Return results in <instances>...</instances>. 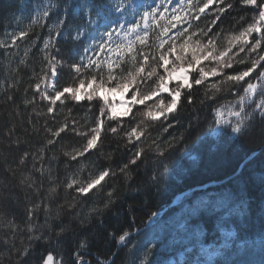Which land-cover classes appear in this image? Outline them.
Instances as JSON below:
<instances>
[{
  "label": "trees",
  "instance_id": "trees-1",
  "mask_svg": "<svg viewBox=\"0 0 264 264\" xmlns=\"http://www.w3.org/2000/svg\"><path fill=\"white\" fill-rule=\"evenodd\" d=\"M161 2L122 0L123 11H116L115 5L121 0H0V42L5 45L0 46V264H37L48 251L54 256V264H60L61 260L63 264H74L72 253L82 241L86 247L80 251L92 264L107 263L112 258L109 264H144L145 261L146 264H264V149L227 182L189 191L169 208L180 193L229 177L248 155L264 145V137L254 132L234 134L231 128L235 125V116L228 120L217 115V109L221 111L233 104H237V111L240 110L245 83H224L213 97L208 85L220 83L222 77L210 76L205 84L193 87L191 104L184 98L185 91L177 111L158 121H149L139 115L137 109L143 110V106L136 105L132 109L135 115L132 124L143 119L148 125L146 136L135 144L125 143L107 132L109 124L115 126L116 122H106L102 146L79 158V163L71 161L65 152L73 147L80 148L86 143V136L68 132L63 133V138L55 145L46 144L51 138L46 129L55 130L66 119L77 122L78 132H89L95 126L103 103L84 99L80 102L69 100L61 105L57 101L55 113H48L49 102L41 99L46 85L41 84L39 92L35 88L49 71L47 60L55 56L64 61L63 67H57V87H60L73 82L76 74L69 65L81 58L99 56L115 60L117 56L108 49L117 44L126 48L129 41H135L137 49L142 48L136 39L137 32H148V42L153 45L150 51L155 53L158 37L171 42L180 31L188 29L184 20L172 21L176 27H171L168 21L172 14L182 16L184 12L196 11L187 7L188 2L179 12L165 11ZM232 3L233 8L221 16L209 33L210 36L220 34L217 46L221 48L226 46V36L239 32L255 14L237 0ZM48 4L55 5L49 17L34 25L28 37L18 40L16 46H7L12 34L27 28L30 21L37 18L38 10ZM157 8L155 19L150 18L149 27L145 29L143 14ZM90 9L98 10L99 17L95 11L89 15ZM216 14V5L210 6L193 27L199 24L204 28ZM161 15L163 20H159ZM58 20H64L59 29L61 35L53 40L54 47L46 50V59L43 42L50 30L55 36ZM133 24L140 27L125 36ZM161 25L170 28L167 35L163 34ZM77 29L83 35L72 39ZM112 29L119 35L108 44L103 33ZM102 40L104 53L97 51ZM201 66L208 70L215 65L202 61ZM244 67L246 65L235 64L227 71L231 73ZM189 73L191 82L192 69ZM254 77L255 73L247 79L257 83ZM169 86L174 87L175 82ZM95 87L91 85L88 91ZM47 91L52 94L53 89L47 87ZM259 91L251 101L244 103L245 111L254 113L255 123L261 120L258 110L254 112L255 103L262 98ZM131 95L129 89V98ZM161 98L165 103L170 99L162 93L148 103L155 104ZM29 100L34 102L26 103ZM119 117L125 121L127 129V121L132 117ZM221 120L231 123H220ZM138 148H142L144 154L136 165H129L126 178L118 168L128 163ZM24 152L29 158L21 164ZM108 166L117 171V175L106 178L103 187L93 190L87 197L78 198L76 206L69 209L75 193L66 189V183L73 178L87 180ZM23 177H31L34 185L20 184ZM52 187L56 188L54 193L49 191ZM109 192H112L110 203ZM30 208H35L31 217L27 214ZM164 209L167 210L159 215L160 224L146 225L152 213ZM82 219L86 221L83 225L80 224ZM59 225H66V228L57 243L55 234L60 231ZM134 230L140 231L126 237V246L118 245L120 235ZM49 234V242L43 238L31 239ZM26 247L31 249L30 255L18 257V251Z\"/></svg>",
  "mask_w": 264,
  "mask_h": 264
},
{
  "label": "snow or ice",
  "instance_id": "snow-or-ice-1",
  "mask_svg": "<svg viewBox=\"0 0 264 264\" xmlns=\"http://www.w3.org/2000/svg\"><path fill=\"white\" fill-rule=\"evenodd\" d=\"M237 3L241 6L252 10L255 14L239 32L231 33L226 36V46L218 47L217 40L219 39V33H213V28L217 22L220 21L221 16L228 10L233 8L232 0H188L187 7L189 9L195 8L196 11L184 12L183 15L173 14L168 24L171 27H176L172 21L180 22L184 20L188 23V29H193L191 32L188 29H184L177 34V38L169 41H165L159 38V44L156 46L157 51L153 53L150 49L153 45L149 44V34L147 31L143 34L137 32L136 39L142 48L137 49L134 47L135 41H129L127 47L117 44L115 48H109L117 56V59L112 60L108 57L101 59L99 56L96 58L86 57L81 58V61L75 62L69 65V67L76 74L73 78V82L67 86L57 87L56 77L58 76L57 67H63L64 61L52 56L48 59L49 71L40 78V82L35 84L36 90L39 92L41 84H45V90L42 92L41 99L49 102L47 112L55 113L57 101L61 105L66 104L69 100L80 102L86 99L89 102L93 100L103 101L99 108L98 116L95 120V126L89 129V132H78L76 128L77 122L75 120L68 121L67 119L62 122L55 130L47 128L46 131L50 133L51 138L46 140L47 145H55L58 139H62L63 133L76 132L77 135L86 136V143L80 148L73 147L71 151L65 152V155L69 157L71 161L79 163V158L85 157L87 153L91 151H98L102 146V133L105 132L106 122L115 121V126L109 124L107 132L124 140L125 143H132L141 141L142 137L146 136L148 131V125L142 119L135 125L132 124V120L135 119V115L132 113L133 107L136 105L143 106V110L137 109V113L143 117H146L149 121H158L161 117L167 119L168 114L175 113L178 105L181 102L182 94L186 91L187 95L184 97L189 104L193 102L191 95L192 89L195 86L205 84L208 78L220 76L222 80L220 83H211L208 85L213 90V97L216 92L221 91V85L231 82L233 84L245 83L244 88L245 96L240 97L241 107L239 111L231 112L230 115L236 117L235 125L231 128L234 134H242L254 132L261 137H264V84L249 82L247 78L252 77L255 73L254 79L257 82L264 81V0H237ZM216 5L217 14L210 24L204 28H200L198 22L201 20L202 14L210 6ZM54 4H48L42 6L37 12V18L30 21L27 28L20 29L11 36L10 44L7 46H16L17 41L28 37L29 31L32 27L38 23H42L47 17H49ZM107 7V6H104ZM125 6L122 3L115 5L116 11H123ZM95 11L96 16L99 17L100 12L96 9H90L89 15ZM159 9H154L152 12H145L142 16V20L145 21L144 27L147 29L149 26L147 20L149 18L155 19V12ZM167 11V9H165ZM191 16V19H189ZM164 16L161 15L159 20H163ZM243 19V18H242ZM159 20L156 23L159 25ZM64 25V20H58L56 23L55 36L52 35V31H49V36L43 42V50L45 51V58L48 57V50L50 47H54L53 40L55 37H59L61 32L59 29ZM123 27V25H118ZM140 27L139 24H133V27L125 32V36H128L131 32H136ZM163 34L167 35L170 28L161 25ZM71 35V33H69ZM83 33L77 29L76 36L72 39H79ZM115 29L105 31L103 37H106L107 43L113 42L114 36H118ZM196 37V39H193ZM207 37V40H204ZM180 40V43H177ZM105 42L102 40L101 44L97 46V51L100 53L105 52ZM167 48L165 49V45ZM0 46H5L3 42H0ZM87 51V49H85ZM241 53L244 55L241 56ZM127 58V59H125ZM84 59L87 60L84 63ZM202 61H209L215 66L206 70L204 66H201ZM169 64L172 66L169 67ZM235 64L246 65L242 70L228 72V69H233ZM127 65V66H126ZM163 70L162 72L160 70ZM188 69H192L191 82L189 80ZM259 70V71H258ZM178 71H183V76H177ZM175 80V86L170 87L169 82ZM91 87L95 84L96 87L91 91H85L84 95L80 94L81 89L85 85ZM47 87L53 89L52 94H49ZM259 87V94L262 97L258 103H255L254 112L258 110L261 120L258 123L254 122V113L245 111V101H251L253 97L257 95ZM132 90L131 99L121 101V107H126L127 112L123 113L124 116H131L132 119L127 121L129 127L124 128L125 121L117 115V107L109 100L107 95L102 94L106 90L116 91L120 90L124 92ZM142 89H148L143 91ZM162 93L167 94L170 99L165 103L164 99H159L155 104H149V101L155 100L160 97ZM67 94V95H66ZM34 100L26 101V103H33ZM217 115L222 116L220 109H217ZM55 119V116L52 117ZM220 123H231V121H219ZM143 125V127H142ZM166 130V129H165ZM123 132V136L120 133ZM119 147V145H117ZM144 154L142 148H138L133 154V157L128 163L123 164L118 168V172L128 177L129 165H136L137 161L141 159ZM160 155L164 153L161 151ZM29 158V154L24 152L20 158V163L25 164ZM110 158V154H109ZM35 159V157H33ZM35 167V165H33ZM43 172V168L40 169ZM16 173L13 172V176ZM117 175V171L113 170L111 166L98 170L95 174L89 176L87 180H80L73 178L66 183V189L74 191L75 195L72 197L73 202L68 204V208H74L76 206L75 201L80 197H87L93 190H99L103 187L102 182L106 178H114ZM35 181L31 177H23L20 180V184L32 187ZM51 193L56 191L55 187L50 188ZM112 192L108 193L109 203L111 202ZM108 205L106 204L105 207ZM96 212L97 209H92ZM195 212V209H193ZM27 214L31 217L35 214V208L27 210ZM86 221L80 220V224L83 225ZM47 223V217H46ZM161 223V219L158 213H152L147 224L157 225ZM60 231L55 235L57 237V243L60 242V237L64 233L66 225H59ZM130 233L125 232L118 237V245L126 246V237H129ZM44 239L49 242L51 234L48 236L40 237L34 236L31 239L40 240ZM86 247L85 242H81L78 245V250L72 253L74 258V264H90L85 260L82 254V249ZM31 253L30 248H24L22 251H18V257H27ZM37 264H54V256L51 251H48L42 256ZM60 264H63L61 260ZM146 264V261L144 262Z\"/></svg>",
  "mask_w": 264,
  "mask_h": 264
},
{
  "label": "rangeland",
  "instance_id": "rangeland-1",
  "mask_svg": "<svg viewBox=\"0 0 264 264\" xmlns=\"http://www.w3.org/2000/svg\"><path fill=\"white\" fill-rule=\"evenodd\" d=\"M151 1H153V0H151ZM187 2H188V0H162L161 4L164 6V9H167L170 12H175V11L179 12L186 5ZM176 15H178V14H176ZM172 16H173V14H172ZM149 22H150V18L147 20V24ZM174 22H176V21H174ZM171 66L172 65L169 64V67H171ZM187 71L189 73L190 69H188ZM184 74L185 73L183 71H178L177 76H183ZM189 80H190V75H189ZM171 82H169V84ZM173 82L176 83L175 80H173ZM257 83L264 84V81H260ZM88 89H89V87L87 85H85V87L83 89H81L80 94L84 95L85 91H88ZM258 90H259V87H258ZM102 94L107 95L109 100L117 107V115L118 116H124L123 113L127 112L128 109L126 107H121L120 105H121L122 100L127 101V100L131 99L128 96V91H126L122 94L120 92V90H116L114 92L110 91V90H106ZM234 111H237V104H233V105L221 110V113L223 115L219 116V117L231 120L233 115H230V113L234 112Z\"/></svg>",
  "mask_w": 264,
  "mask_h": 264
},
{
  "label": "water",
  "instance_id": "water-1",
  "mask_svg": "<svg viewBox=\"0 0 264 264\" xmlns=\"http://www.w3.org/2000/svg\"><path fill=\"white\" fill-rule=\"evenodd\" d=\"M262 149H264V145H262L261 147L255 149L250 155H248V156L244 159V161L242 162V164H241V166L238 168V170H237L235 173H233L232 175H230L229 177H226V178H224V179H222V180H219V181H216V182H211V183H206V184H203V185H200V186H196V187H193V188H190V189L186 190V191L183 192V193H180L179 195H177V196L174 198V200H173L172 204L169 206V208L172 207V206H174V205H176V204L178 203L179 198H180L182 195L188 193L189 191L197 190V189H205V188H208V187H211V186L220 185V184H223V183L227 182L229 179L235 177L236 175H238V174L240 173L242 167H243L248 161H250V160L252 159V157H253L257 152H259V151L262 150ZM166 210H167V209H164V210L158 212V214L161 215V214H163ZM148 221H149V220H148ZM149 225H150V224H147V226H149ZM141 230H142V229H141ZM139 231H140V230H134V231L131 232L130 234H136V233H138ZM85 260L89 261L88 259H85ZM112 260H113V258H112L109 262H107V263H103V264H109V263L112 262ZM89 262H90V261H89ZM90 264H92V263L90 262Z\"/></svg>",
  "mask_w": 264,
  "mask_h": 264
}]
</instances>
